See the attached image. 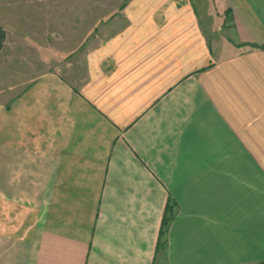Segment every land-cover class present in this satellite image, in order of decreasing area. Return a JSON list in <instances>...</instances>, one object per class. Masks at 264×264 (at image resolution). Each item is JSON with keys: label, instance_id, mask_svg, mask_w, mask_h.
Segmentation results:
<instances>
[{"label": "crops", "instance_id": "1", "mask_svg": "<svg viewBox=\"0 0 264 264\" xmlns=\"http://www.w3.org/2000/svg\"><path fill=\"white\" fill-rule=\"evenodd\" d=\"M196 2L129 0L79 86L3 78L0 264H264V0Z\"/></svg>", "mask_w": 264, "mask_h": 264}, {"label": "rangeland", "instance_id": "2", "mask_svg": "<svg viewBox=\"0 0 264 264\" xmlns=\"http://www.w3.org/2000/svg\"><path fill=\"white\" fill-rule=\"evenodd\" d=\"M128 1L0 0L17 13L4 24L10 32L0 54V89L10 79L47 71L79 86L87 77L90 53L121 25Z\"/></svg>", "mask_w": 264, "mask_h": 264}, {"label": "trees", "instance_id": "3", "mask_svg": "<svg viewBox=\"0 0 264 264\" xmlns=\"http://www.w3.org/2000/svg\"><path fill=\"white\" fill-rule=\"evenodd\" d=\"M6 39H7V31L2 25H0V54L4 47ZM173 217H174V210L168 208L162 224L160 239L158 242V249H165L166 247L167 231Z\"/></svg>", "mask_w": 264, "mask_h": 264}]
</instances>
